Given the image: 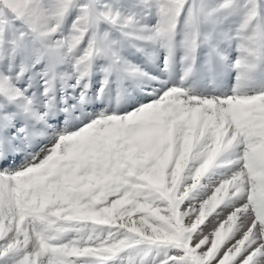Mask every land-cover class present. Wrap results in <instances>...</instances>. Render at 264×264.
<instances>
[{"label": "snow or ice", "instance_id": "snow-or-ice-1", "mask_svg": "<svg viewBox=\"0 0 264 264\" xmlns=\"http://www.w3.org/2000/svg\"><path fill=\"white\" fill-rule=\"evenodd\" d=\"M0 264H264V0H0Z\"/></svg>", "mask_w": 264, "mask_h": 264}]
</instances>
